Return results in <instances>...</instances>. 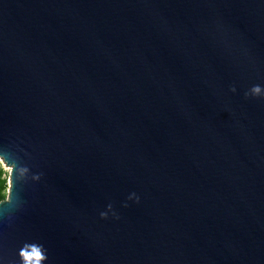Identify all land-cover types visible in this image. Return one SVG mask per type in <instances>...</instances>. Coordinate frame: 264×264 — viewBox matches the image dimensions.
Wrapping results in <instances>:
<instances>
[{"label":"water","instance_id":"1","mask_svg":"<svg viewBox=\"0 0 264 264\" xmlns=\"http://www.w3.org/2000/svg\"><path fill=\"white\" fill-rule=\"evenodd\" d=\"M254 85L264 0H0V264H264Z\"/></svg>","mask_w":264,"mask_h":264},{"label":"clouds","instance_id":"2","mask_svg":"<svg viewBox=\"0 0 264 264\" xmlns=\"http://www.w3.org/2000/svg\"><path fill=\"white\" fill-rule=\"evenodd\" d=\"M232 91H235V89L233 88ZM249 95L252 97L264 98V90H262L260 85H254L245 93L246 97ZM0 170H2L7 177L6 190L3 195L0 196V203L13 205V188H18L26 182L29 175V168L20 162L15 152L5 148L0 150ZM39 179V174L31 175L32 181H37ZM109 208H111V205H109ZM100 215L101 218H106L105 213L102 212ZM18 256L21 264H41V262L44 264L47 259L46 250L43 245L36 243L29 244L27 242L19 249Z\"/></svg>","mask_w":264,"mask_h":264},{"label":"trees","instance_id":"3","mask_svg":"<svg viewBox=\"0 0 264 264\" xmlns=\"http://www.w3.org/2000/svg\"><path fill=\"white\" fill-rule=\"evenodd\" d=\"M6 174L0 170V196L3 195L4 191L6 190Z\"/></svg>","mask_w":264,"mask_h":264}]
</instances>
